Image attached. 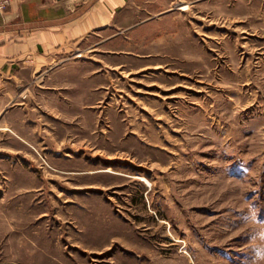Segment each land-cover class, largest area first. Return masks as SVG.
<instances>
[{"label": "rangeland", "instance_id": "374dc122", "mask_svg": "<svg viewBox=\"0 0 264 264\" xmlns=\"http://www.w3.org/2000/svg\"><path fill=\"white\" fill-rule=\"evenodd\" d=\"M250 204L264 222V0H130L0 73V264H253Z\"/></svg>", "mask_w": 264, "mask_h": 264}, {"label": "crops", "instance_id": "0c3cea01", "mask_svg": "<svg viewBox=\"0 0 264 264\" xmlns=\"http://www.w3.org/2000/svg\"><path fill=\"white\" fill-rule=\"evenodd\" d=\"M130 0H13L0 13V73L42 67L115 20Z\"/></svg>", "mask_w": 264, "mask_h": 264}, {"label": "clouds", "instance_id": "9594fccd", "mask_svg": "<svg viewBox=\"0 0 264 264\" xmlns=\"http://www.w3.org/2000/svg\"><path fill=\"white\" fill-rule=\"evenodd\" d=\"M249 211L251 215L244 214L243 219L250 222H255L264 226V222L259 221L258 212L259 209L256 206L249 205ZM253 264H264V249H255L253 253Z\"/></svg>", "mask_w": 264, "mask_h": 264}, {"label": "built area", "instance_id": "2783aa9c", "mask_svg": "<svg viewBox=\"0 0 264 264\" xmlns=\"http://www.w3.org/2000/svg\"><path fill=\"white\" fill-rule=\"evenodd\" d=\"M13 0H0V12L6 11Z\"/></svg>", "mask_w": 264, "mask_h": 264}]
</instances>
